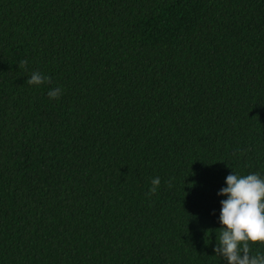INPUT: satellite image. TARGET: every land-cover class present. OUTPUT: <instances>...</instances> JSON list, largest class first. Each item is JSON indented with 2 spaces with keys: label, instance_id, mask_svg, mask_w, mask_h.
<instances>
[{
  "label": "trees",
  "instance_id": "1",
  "mask_svg": "<svg viewBox=\"0 0 264 264\" xmlns=\"http://www.w3.org/2000/svg\"><path fill=\"white\" fill-rule=\"evenodd\" d=\"M233 171L264 176V0H0V264H226Z\"/></svg>",
  "mask_w": 264,
  "mask_h": 264
},
{
  "label": "clouds",
  "instance_id": "2",
  "mask_svg": "<svg viewBox=\"0 0 264 264\" xmlns=\"http://www.w3.org/2000/svg\"><path fill=\"white\" fill-rule=\"evenodd\" d=\"M22 63H26L22 62ZM51 83V77L32 72L27 84L41 86ZM62 95L59 87L50 89V100ZM161 184L159 177L152 180L149 194H155ZM226 186L217 195L220 200V228L217 232L216 256L226 264H264V252H253L257 243L264 244V176L260 173L239 175L235 171L225 179Z\"/></svg>",
  "mask_w": 264,
  "mask_h": 264
}]
</instances>
